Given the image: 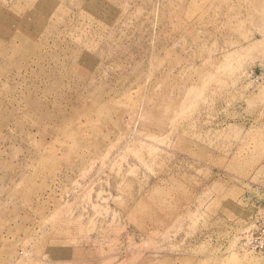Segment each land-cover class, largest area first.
<instances>
[{"label":"rangeland","instance_id":"374dc122","mask_svg":"<svg viewBox=\"0 0 264 264\" xmlns=\"http://www.w3.org/2000/svg\"><path fill=\"white\" fill-rule=\"evenodd\" d=\"M263 40L264 0H0V264H264Z\"/></svg>","mask_w":264,"mask_h":264},{"label":"built area","instance_id":"2783aa9c","mask_svg":"<svg viewBox=\"0 0 264 264\" xmlns=\"http://www.w3.org/2000/svg\"><path fill=\"white\" fill-rule=\"evenodd\" d=\"M249 244L250 248L254 251L262 250L264 248V237L260 235L258 228L252 232Z\"/></svg>","mask_w":264,"mask_h":264},{"label":"bare ground","instance_id":"6f19581e","mask_svg":"<svg viewBox=\"0 0 264 264\" xmlns=\"http://www.w3.org/2000/svg\"><path fill=\"white\" fill-rule=\"evenodd\" d=\"M264 41V40H263ZM258 46V45H257ZM253 49H254V47H253ZM245 53V52H244ZM230 57V56H229ZM231 58V57H230Z\"/></svg>","mask_w":264,"mask_h":264}]
</instances>
